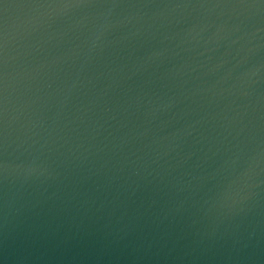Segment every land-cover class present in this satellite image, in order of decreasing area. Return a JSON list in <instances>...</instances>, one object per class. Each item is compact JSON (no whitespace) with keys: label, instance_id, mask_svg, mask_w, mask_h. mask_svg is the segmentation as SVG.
<instances>
[{"label":"water","instance_id":"obj_1","mask_svg":"<svg viewBox=\"0 0 264 264\" xmlns=\"http://www.w3.org/2000/svg\"><path fill=\"white\" fill-rule=\"evenodd\" d=\"M264 152V0H0V264H121Z\"/></svg>","mask_w":264,"mask_h":264}]
</instances>
